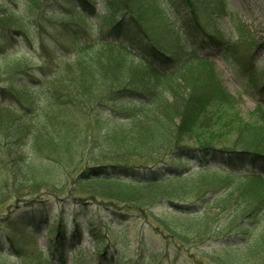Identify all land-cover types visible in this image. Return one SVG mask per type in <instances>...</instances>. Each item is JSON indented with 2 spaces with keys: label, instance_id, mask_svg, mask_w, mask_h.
Returning a JSON list of instances; mask_svg holds the SVG:
<instances>
[{
  "label": "rangeland",
  "instance_id": "374dc122",
  "mask_svg": "<svg viewBox=\"0 0 264 264\" xmlns=\"http://www.w3.org/2000/svg\"><path fill=\"white\" fill-rule=\"evenodd\" d=\"M119 1L0 0V13L26 16L22 21L23 35L9 33L0 25V107L7 106L0 109V264H44V258L57 262L56 242L61 245L66 264H264V247L249 251L243 246V229L248 227L254 238L260 235L262 223L229 219L231 210L220 211L216 206L208 210L207 204L214 200L211 194L196 199L197 191L192 189L189 193L180 188L172 203H148L137 213L131 207L128 209L133 204L111 205L103 198L94 200L79 186V172L96 163L90 156L93 148L69 159L40 149L47 139H40V135L52 126L72 131V137L87 135L89 142L101 146L100 150L111 146L93 127L89 130L87 124L94 122V113L82 114L65 99V103L49 101L45 87L64 62L74 61L79 44L99 46L97 39H112L108 35L111 24H106L103 16L111 12L116 21L128 19L122 8L113 12ZM133 1L136 5L149 2L150 9L158 6L161 16L178 32L180 44L186 40L191 49L199 48L213 64L216 77L237 101L236 113L241 122H257L253 114L256 104L264 108V0H225L227 7L222 15L206 7L204 0H193L195 6L189 0H153L152 6V0L151 4L150 0ZM194 7L198 10L195 16L191 13ZM78 13L85 18L76 17ZM146 23L155 38L170 41L164 21L156 13L148 10ZM206 32L235 44L234 53L213 43ZM18 61L23 64L22 69L11 66ZM5 64H10V68L2 72ZM71 78L72 72L64 73L66 82ZM57 86L61 88L60 84ZM71 87L76 95H82V88ZM59 92L69 94L65 89ZM42 104L44 109L39 107ZM46 109L50 110L49 115L43 114ZM208 126L212 129L214 125ZM221 135L225 136L213 141L214 145H235V133ZM182 138L181 144L192 143L188 136ZM102 153H98V159L143 161L132 151L133 155L118 152L113 157H103ZM209 153L206 158L194 159L184 154L182 164L188 168L184 173H198L206 166L243 176L252 171L248 160L229 161L225 153ZM159 154L162 164L176 159L167 149ZM36 157L44 162L39 174L27 167L31 158ZM253 166L264 178V161L258 160ZM20 179H24L21 184ZM37 188L40 189L36 191ZM177 205H190V214L210 216L206 225L208 235L202 237L203 241L196 234L197 225L189 226L176 212ZM57 227L62 231L58 237ZM238 246L243 247L237 249Z\"/></svg>",
  "mask_w": 264,
  "mask_h": 264
},
{
  "label": "trees",
  "instance_id": "16d2710c",
  "mask_svg": "<svg viewBox=\"0 0 264 264\" xmlns=\"http://www.w3.org/2000/svg\"><path fill=\"white\" fill-rule=\"evenodd\" d=\"M204 1L206 7L221 15L227 7L225 0ZM189 2L195 6L196 0ZM199 2L201 3V0ZM148 3L136 5L133 0H120L115 3L113 12L122 8L129 17L124 21H116L114 13L109 12L103 16L104 22L111 24L108 35H112V39H97L95 42L100 44L99 46L94 43L79 44L75 48L74 61L64 62L61 68L59 67L61 70L46 82L45 94L50 96L49 101H69L67 103L76 105L82 114L92 116L94 113V122L87 124L89 130L93 127L99 133L98 136L104 138L111 146L100 150L101 146L92 143V140L89 142L87 135L72 137V131L64 132L52 126L51 129L45 128L46 132L42 136L38 133L40 139L47 138L43 148L39 147L49 151L52 156L64 159L82 156L87 148H93L90 156L92 160L96 159V163L79 172V186L94 200L103 198L110 201L111 205H114L113 202L117 205L127 202L126 206L133 204L128 206V209L131 207L137 213L142 212L148 203L163 200L172 203L177 200L180 188H185L189 193L192 189L197 191L196 199L211 194L214 200L207 204L208 210L216 206L220 211L231 210L229 219L242 218L250 224L262 223L260 235L254 238L248 227L243 229V233H246L243 245L247 246L245 249H262L264 178L253 164L258 160L264 161V108L256 104L253 111L256 123H242L239 113H236V99L216 77L210 60L199 48L191 49L186 40L180 44L178 32L172 30L164 15L161 16L160 8L152 6L153 0L152 4L150 0V9ZM148 10L164 21L170 41L154 37L151 27L146 23ZM197 11L196 7L191 9L194 16ZM14 15L16 14L11 12L0 13V25L9 33L25 34L22 21L26 16ZM81 16L85 18L80 13L76 17ZM194 19L198 23L197 18ZM117 27L120 28L116 29ZM201 28L206 31L203 26ZM235 28L239 29V24ZM206 34L213 43L220 47L224 45L227 52L234 53L235 44L209 32ZM22 65L19 61L11 63L13 68L22 69ZM8 68L10 64H5L2 72ZM65 72H72L69 82L64 80ZM57 84H60L61 88L58 89ZM71 86L82 88V95H76ZM61 89H65L69 94L64 96L59 92ZM44 106L42 104L39 107L44 109ZM43 114L49 115L50 110L44 111ZM30 119L33 123L34 120ZM207 123H212L213 128H209ZM78 131L81 133L80 128ZM223 132L228 135L235 133V145H214L213 141L225 136L221 135ZM185 136L190 138L188 140L191 144H181L184 141L182 137ZM166 149L173 152L176 159L162 164V159L158 156L161 150L163 153ZM100 151L103 152V157H113L112 155L121 152L135 154L143 161L137 163L135 160H125L121 157L116 160L98 159ZM210 151L225 153L229 161L248 160L253 167L252 171L243 176L233 171L225 172L217 167L206 166L198 173H184L188 169L182 164L185 161V158H182L184 154L192 159L206 158L211 155ZM173 162L177 165L173 166ZM42 165L44 162L36 157L31 158L27 167L39 174L44 169ZM22 175L25 176L24 173ZM23 180L20 179L19 183ZM181 206H176L180 217L186 219L189 226L197 225L196 234L199 238L206 237V225L210 216L190 214L187 212L191 208L190 205ZM61 227L55 229L56 237L62 232ZM54 245H58V261L44 258L41 262L66 264L61 245L58 242ZM243 246H238L237 249Z\"/></svg>",
  "mask_w": 264,
  "mask_h": 264
}]
</instances>
